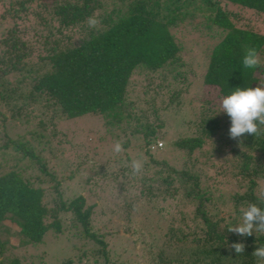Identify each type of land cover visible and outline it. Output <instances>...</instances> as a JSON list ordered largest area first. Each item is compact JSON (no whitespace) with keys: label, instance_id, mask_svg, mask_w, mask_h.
I'll return each instance as SVG.
<instances>
[{"label":"trees","instance_id":"16d2710c","mask_svg":"<svg viewBox=\"0 0 264 264\" xmlns=\"http://www.w3.org/2000/svg\"><path fill=\"white\" fill-rule=\"evenodd\" d=\"M221 3L264 15V0H0V119L7 112L11 119L33 121L28 135L47 130L54 137L57 117L95 114L104 131L107 125L127 130L140 150L135 160L143 164L136 174L122 164L106 176L102 166L88 164L92 172L80 188L99 194V206L71 185L75 195L64 198L35 146L0 130L1 150L27 159L54 181L49 201L40 180L32 183L15 163L0 173V221L16 226L17 247L39 243L47 231L59 233L67 217V227L92 246L81 245L86 251L56 264H119L108 246L112 227L99 231L97 223L115 214L128 230L130 209L140 200L147 205L145 238L157 242L155 251L152 243L141 251L147 264H264L252 254L264 246V233L241 236L227 230L241 221L240 210L248 204L264 210V126L255 136L230 138V118L220 111L221 97L235 88L264 86V32L237 22L236 13ZM90 16L99 20L95 27L88 26ZM179 24L212 42L196 65L195 99H186L193 67H186L171 31ZM251 48L260 64L247 68L242 59ZM14 73L19 77L6 78ZM133 79L140 86L136 94ZM170 118L180 130L168 140L173 160L154 142L163 138ZM209 157L217 159V169L208 184L200 166ZM101 177L114 183L121 203L111 198L106 180L97 183ZM156 228L160 232L151 231ZM233 243H243V253L237 254ZM80 255L91 262H81ZM0 264L27 263L13 255Z\"/></svg>","mask_w":264,"mask_h":264},{"label":"rangeland","instance_id":"374dc122","mask_svg":"<svg viewBox=\"0 0 264 264\" xmlns=\"http://www.w3.org/2000/svg\"><path fill=\"white\" fill-rule=\"evenodd\" d=\"M221 5L225 10L236 13L238 19L235 20L237 22L243 25L255 26L264 32V15L256 16L251 10L230 3H221ZM171 31L176 41L181 46L180 55L186 67H193L194 75L190 77L192 83L189 85V91L186 94L188 98L186 99H195L200 74V69L197 68L196 65L204 59L212 42L208 38L203 39L197 37L196 33L192 32L188 25L179 24L173 27ZM73 35L76 37V33ZM15 77L18 78L19 76L14 73L8 75L6 78L13 80ZM133 80V88L136 94L140 91V86L136 79ZM57 118L58 119L55 121L56 135L54 137H49V132L47 130L45 132L41 131V134H38L40 130H36L37 132L35 131V135H28V132L34 130L32 126L33 121L27 124L21 119H11L7 112H4L2 120L0 119V130L13 139L17 136H23L35 146V151L38 152L39 156L45 162L46 171L54 177L55 181H58V189L64 198L75 195L72 192L75 190L77 191L76 194H82L87 201H94L96 205L99 206V194L95 197L90 195L89 192L85 190V187L80 188V186H83L84 177L89 171L92 172V169L88 168V164L95 165L97 170L99 166H102L104 176L109 174L110 170H117L122 164L130 166L132 163L130 159L134 161L136 157H141L140 150H138L137 144H135L136 141L127 134V130H125L126 132H123V134L118 131V129L113 128V126L107 125L104 131L101 128L100 118L95 114L87 113L71 119H63L62 117ZM120 125L123 126L124 124L121 122ZM162 131L163 138H157L154 142L160 143L158 149L162 148L164 145L161 149V154L168 160H173L176 154L174 155V150H169L168 140L180 130H178V125L170 118L164 123ZM1 134L0 131V135ZM126 140L127 143L126 146H122V152L115 153L113 151L115 142L120 141L123 143ZM0 152H3L2 156L0 155V173L15 163L16 167L22 168V172L20 173L25 177H29L32 183L37 185V179L40 180L39 184L41 183L44 187L46 193L45 198L47 200L50 201L51 198L54 197L51 187L54 181L50 180L48 175L43 176L36 170L35 165L25 158L17 160L16 155L9 149H5L4 151L0 149ZM198 157L200 161L204 160L205 148L198 152ZM211 162L214 163L216 167H207ZM216 163V158L209 157L207 161H204L203 165L200 166L204 174L203 179L205 183L209 184L210 180L208 178H210V174L212 175V172L217 169ZM103 177L100 179L97 178V183L99 185H105L104 180H106L113 190H111L113 194L111 198L116 204L121 203L122 200L118 196L119 191L113 187L114 183L108 179H103ZM69 185H71L72 191L69 190ZM109 198L108 196V199ZM112 199H110V201ZM134 205L135 209H130L128 230L122 229L120 225L121 219L115 214L108 213V221L97 223L99 231L112 227L113 234L109 237L108 246L113 250L119 264H147L144 259L145 255L141 251L145 252V247L148 249L151 243L153 250H156L155 244H157V242H151L152 239L145 238L144 234V231L147 230V219L144 218L147 214V205L142 201L140 202V200L136 201ZM171 205V203H167L165 206ZM185 209L188 212L190 206H187ZM63 219L62 229L59 233L47 231L39 243L21 247H17L16 245L19 240L16 234V226L8 219L0 221V241H4L3 248L0 251V260L15 255L19 256L27 264H56L67 256L73 258L74 255L89 250L92 243L82 242L76 236L73 228L67 227V217ZM156 222L161 226L164 224V221H161L160 218ZM150 225H152V222ZM151 231L160 232L157 228ZM81 245L85 246L84 248L87 249L84 250L83 247V249L80 248ZM81 259L83 263L91 262L92 260V258H85L84 256H81Z\"/></svg>","mask_w":264,"mask_h":264},{"label":"clouds","instance_id":"9594fccd","mask_svg":"<svg viewBox=\"0 0 264 264\" xmlns=\"http://www.w3.org/2000/svg\"><path fill=\"white\" fill-rule=\"evenodd\" d=\"M89 27H95L99 20L90 16L87 20ZM244 67L253 68L260 64L258 54L254 48L248 49L243 56ZM220 111L225 112L230 118L229 136L236 139L244 134L257 135L261 132L260 126H264V86L235 88L228 95L221 97ZM219 111V112H220ZM122 143L115 142L113 151L122 152ZM143 167L140 160H134L131 164L133 174L139 173ZM264 200V192L261 193ZM241 221L229 226L228 231L241 236H250L253 232L264 233V210L257 204L250 203L241 210ZM231 247L237 254L243 253V243H233ZM259 260L264 261V246H258L252 253Z\"/></svg>","mask_w":264,"mask_h":264},{"label":"built area","instance_id":"2783aa9c","mask_svg":"<svg viewBox=\"0 0 264 264\" xmlns=\"http://www.w3.org/2000/svg\"><path fill=\"white\" fill-rule=\"evenodd\" d=\"M157 145L159 146V145H160V143H159V142H157Z\"/></svg>","mask_w":264,"mask_h":264}]
</instances>
